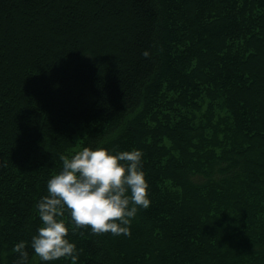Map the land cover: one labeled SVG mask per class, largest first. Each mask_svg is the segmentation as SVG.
<instances>
[{
    "label": "trees",
    "instance_id": "trees-1",
    "mask_svg": "<svg viewBox=\"0 0 264 264\" xmlns=\"http://www.w3.org/2000/svg\"><path fill=\"white\" fill-rule=\"evenodd\" d=\"M98 142L142 150L150 205L131 235L66 209L76 259L41 261L47 180ZM21 240L25 264H264V0H0V264Z\"/></svg>",
    "mask_w": 264,
    "mask_h": 264
},
{
    "label": "clouds",
    "instance_id": "clouds-1",
    "mask_svg": "<svg viewBox=\"0 0 264 264\" xmlns=\"http://www.w3.org/2000/svg\"><path fill=\"white\" fill-rule=\"evenodd\" d=\"M142 157L139 148L113 151L99 142L61 153L62 167L48 178L47 192L36 203L41 223L31 246L41 261L76 259V243L67 236L66 209L73 231L89 226L93 233L131 235L138 210L150 205ZM14 248L19 253L16 264H25V241Z\"/></svg>",
    "mask_w": 264,
    "mask_h": 264
},
{
    "label": "rangeland",
    "instance_id": "rangeland-1",
    "mask_svg": "<svg viewBox=\"0 0 264 264\" xmlns=\"http://www.w3.org/2000/svg\"><path fill=\"white\" fill-rule=\"evenodd\" d=\"M87 131V127H84L83 125H80L77 127L74 136L76 137V140H80L81 136Z\"/></svg>",
    "mask_w": 264,
    "mask_h": 264
}]
</instances>
